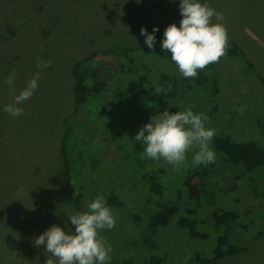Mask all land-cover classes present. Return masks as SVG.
I'll return each instance as SVG.
<instances>
[{"label": "rangeland", "instance_id": "rangeland-1", "mask_svg": "<svg viewBox=\"0 0 264 264\" xmlns=\"http://www.w3.org/2000/svg\"><path fill=\"white\" fill-rule=\"evenodd\" d=\"M203 3L223 13L228 39L238 45L251 66L245 72L238 63L230 69L232 59L221 60V67L228 65V70L223 69L219 75L227 92L217 98L218 107L206 127L215 129V135L227 134L235 141L264 144V82L259 79L264 80V0ZM179 4L180 0H0V264H47V259L58 264L45 251L46 245L35 247L34 240L54 224L72 232L69 216L74 195L63 188L60 175H56L59 170L62 173L56 149L63 118L72 110V66L90 55L106 65L114 59L116 49H124L145 63L141 28L149 33L154 24L179 26ZM212 22L217 21L213 18ZM38 58L50 60L51 65L38 68ZM13 72L15 79L10 90L4 80ZM37 72L39 87L30 100L19 105L25 115L12 117L3 111ZM130 117L129 123L141 126L150 121L135 114ZM191 159L189 153V164ZM183 168L168 171L165 178L174 182ZM86 169L80 167L81 178L95 176L103 187L110 169ZM98 185L93 186L96 189ZM209 191L220 194L216 187ZM235 193L240 197L238 203L232 200ZM88 197L84 194L82 198L86 208ZM225 203L226 208L233 210L238 206L250 208L252 218L261 217L256 215L258 211L264 214V197L250 200L240 190L229 192L221 201L222 206ZM193 217L197 222L195 230L206 234L205 238L190 237L185 228L175 225L174 219L147 232L150 248L139 244L143 233L135 235L129 223L119 221L99 236L111 245L110 264H264L263 218V223L255 221L241 237L232 238L244 245L241 254L203 263L200 260L210 256L216 232L204 206ZM256 231L262 233L257 235Z\"/></svg>", "mask_w": 264, "mask_h": 264}, {"label": "trees", "instance_id": "trees-1", "mask_svg": "<svg viewBox=\"0 0 264 264\" xmlns=\"http://www.w3.org/2000/svg\"><path fill=\"white\" fill-rule=\"evenodd\" d=\"M154 27L159 29L155 32L154 47L148 48L145 37L140 43L145 63L124 49H116L112 54L114 59L106 65L94 61L90 55L71 68L72 110L63 118L56 149V159L62 167V173L59 170L56 175H60L63 188L74 195L70 215L88 211L82 204L84 194L89 195V203L102 195L116 223H129L135 235L143 233L144 239L139 244L150 248L152 242L145 238L147 232H154L173 219L190 237L205 238L206 234L195 230L197 222L193 217L204 206L216 236L210 256L200 261L212 263L241 254L244 245L232 238L241 237L255 221L263 223L264 214L258 211L256 215L261 217L252 218L250 208L238 206L233 210L226 208V203L222 206L221 201L237 190L250 200L264 197V144L254 140L235 141L227 134L215 135L210 145L216 153L215 162L183 168L172 182L165 177L175 168L163 159L155 161L143 155L144 144L135 141L143 126L129 121L131 114L149 120L165 110L174 113L188 108L211 117L218 107L217 98L227 92L220 84L219 75L223 69L228 70V65L221 67V60L232 59L230 69L238 63L247 72L251 66L238 45L228 39L226 55L218 63L198 71L196 78H184L171 54L160 47L167 26L154 24L149 33ZM155 87L164 91L157 94ZM131 130L137 131L136 134L135 131L131 134ZM83 166L88 172L101 171L107 166L110 171L102 182L104 186L98 185L95 176L81 178L79 170ZM93 185L98 186L95 189ZM213 187L220 192L218 196L209 191ZM238 197L235 193L232 200L238 203ZM69 227L74 231L70 219ZM261 233L256 231L257 235ZM132 243L135 244V237Z\"/></svg>", "mask_w": 264, "mask_h": 264}, {"label": "clouds", "instance_id": "clouds-1", "mask_svg": "<svg viewBox=\"0 0 264 264\" xmlns=\"http://www.w3.org/2000/svg\"><path fill=\"white\" fill-rule=\"evenodd\" d=\"M179 9L182 16L180 24L172 23L165 28L160 47L171 54L184 78H196L198 71L218 63L226 55L228 33L223 23L225 18L223 13L201 0H180ZM213 18L216 23L212 22ZM158 30V27H154L152 33L144 27L140 30L149 49L155 45V32ZM50 65V60H37L38 68ZM39 78L40 73L37 72L14 101L4 106L3 111L12 117L25 115L24 108L19 105L32 98L39 87ZM14 79L15 72L4 80L10 90ZM162 91L155 87L157 94ZM208 121L206 114L194 113L191 108L174 113L165 110L152 116L141 127L135 141L144 144L145 157L155 161L163 159L176 169L208 165L216 160V153L210 147L215 129L206 127ZM189 153H192L190 164ZM76 195L79 194L76 192ZM87 208L88 211L69 216L74 231L66 232L54 224L35 238L34 246L46 245L45 251L56 258L58 264H110L111 245L99 233L114 228L115 217L102 195L90 202ZM47 264H54L53 259H47Z\"/></svg>", "mask_w": 264, "mask_h": 264}]
</instances>
